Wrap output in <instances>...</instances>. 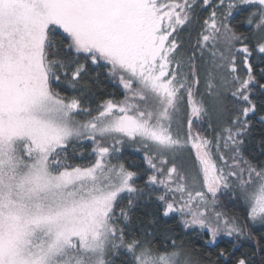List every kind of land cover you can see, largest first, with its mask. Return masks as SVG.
I'll return each instance as SVG.
<instances>
[{
  "label": "snow or ice",
  "instance_id": "obj_1",
  "mask_svg": "<svg viewBox=\"0 0 264 264\" xmlns=\"http://www.w3.org/2000/svg\"><path fill=\"white\" fill-rule=\"evenodd\" d=\"M0 264H264V0H0Z\"/></svg>",
  "mask_w": 264,
  "mask_h": 264
},
{
  "label": "trees",
  "instance_id": "obj_2",
  "mask_svg": "<svg viewBox=\"0 0 264 264\" xmlns=\"http://www.w3.org/2000/svg\"><path fill=\"white\" fill-rule=\"evenodd\" d=\"M112 87L111 86H108V91H112ZM129 152H131V149H128Z\"/></svg>",
  "mask_w": 264,
  "mask_h": 264
}]
</instances>
